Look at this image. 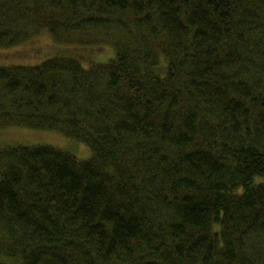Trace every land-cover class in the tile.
Returning <instances> with one entry per match:
<instances>
[{"label":"trees","instance_id":"16d2710c","mask_svg":"<svg viewBox=\"0 0 264 264\" xmlns=\"http://www.w3.org/2000/svg\"><path fill=\"white\" fill-rule=\"evenodd\" d=\"M42 33L0 130L93 155L0 150V264H264V0H0V49Z\"/></svg>","mask_w":264,"mask_h":264},{"label":"rangeland","instance_id":"374dc122","mask_svg":"<svg viewBox=\"0 0 264 264\" xmlns=\"http://www.w3.org/2000/svg\"><path fill=\"white\" fill-rule=\"evenodd\" d=\"M61 50V45L48 33H42L16 47L0 49V66L38 65L60 53ZM112 53L113 49L110 46L95 47L92 50V54L100 60L108 58ZM79 58L88 62L83 57ZM14 146H53L73 153L80 160H89L93 155L91 149L85 144L67 138L59 132L28 128L1 129L0 150Z\"/></svg>","mask_w":264,"mask_h":264}]
</instances>
